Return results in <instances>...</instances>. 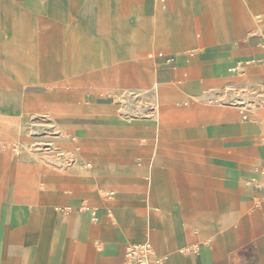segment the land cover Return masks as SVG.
<instances>
[{"label":"rangeland","instance_id":"obj_1","mask_svg":"<svg viewBox=\"0 0 264 264\" xmlns=\"http://www.w3.org/2000/svg\"><path fill=\"white\" fill-rule=\"evenodd\" d=\"M249 2L264 10V0ZM148 10L131 3L88 0L71 18L73 29L64 40L58 34L63 27L49 24L30 28L25 47L13 46V54L0 42V200L9 204L20 191L32 196L34 203L52 197L68 200L65 204L73 210L92 195L107 204L118 199L126 205L125 212H113L107 220L115 216L120 222L125 215L126 221L137 220L136 225L144 230L136 205L138 201L145 206L152 199V168L157 170L158 187L170 201L181 196L176 183L179 189L196 192L201 180L190 172L185 148L195 157L198 149L216 157V149L239 134L216 133L227 124L211 113L233 110V88L225 87L226 82L242 79L246 85L264 89V37L252 35L245 25H241L240 35L231 30L230 22L245 10L238 0H221V4L214 0H152V15ZM140 12L148 13L152 20L140 23ZM159 12L170 19L169 39L164 45L153 38ZM119 17H123V25L117 24L122 21ZM100 38L106 39V46L111 38L122 39L124 57L112 61L105 47L101 65L96 48L101 45L90 41ZM193 45L198 48L192 50ZM142 58L156 66L155 74L143 68ZM238 59L244 69H228ZM217 62L221 72L216 71ZM201 70L203 75L221 73L225 83L212 88V83L201 81ZM154 81L164 88L159 95L163 102L155 91L138 89L150 87ZM124 88L129 91L123 93ZM158 111L169 116L156 133H133L153 128L155 121L148 117ZM128 114L132 133L121 124ZM237 114L238 124L249 121L260 126L255 141L264 142V118L250 121L247 111ZM63 144L73 145L75 160L67 157ZM230 148L225 150H235ZM95 155L107 158L119 186L99 184L114 179L89 171L99 167ZM75 168L89 171L94 178L72 177ZM199 168L200 172L208 170L202 164ZM21 170L29 173L27 181H18ZM249 182L264 185V181L243 180L251 186ZM255 200L258 202V197ZM107 211L104 207L103 213Z\"/></svg>","mask_w":264,"mask_h":264},{"label":"crops","instance_id":"obj_2","mask_svg":"<svg viewBox=\"0 0 264 264\" xmlns=\"http://www.w3.org/2000/svg\"><path fill=\"white\" fill-rule=\"evenodd\" d=\"M87 1L0 0V42L4 41L10 53L13 52V46L23 49L30 28L34 25L42 27L49 24L63 27L58 34L64 40L63 36L73 29L71 18ZM238 1L245 10L240 12L237 20L230 22L231 30L240 35V27L245 25L252 35L260 34L264 37V10L255 4L250 5V0ZM113 2L119 5H142L149 9L148 13L152 15V0ZM218 2L221 4V0H214V4ZM148 13L138 14L140 23L145 24L152 20ZM119 19L122 21L117 24L123 25V17ZM155 20L159 26L153 32V38L159 41L158 44L164 45L169 39V16L159 12L156 13ZM65 26L69 28L67 31ZM48 33L51 34V30ZM111 39L108 40L111 44L107 43V46L103 42L105 38L90 40L101 45L96 47L100 50L101 65L105 63L102 57L105 47L110 50L112 61L124 57L120 52L122 39ZM114 44L118 47L115 48ZM191 48L196 50L198 47L193 45ZM232 54L231 52V58ZM239 60L228 69L235 67ZM141 63L149 73H156L157 68L151 62L142 58ZM165 69L172 73L170 66ZM243 69L242 67L240 70ZM216 71L221 72L219 63ZM220 74L203 75L201 70V81L212 83V88L219 87L225 83ZM226 84L225 87L230 85L235 91V100L230 104L233 110L213 111L211 115L227 124L226 128L218 129L216 133L239 134L233 142L216 149V157L202 149L196 150L195 157L194 153L188 151L189 147L185 148L188 154L185 160L190 172L197 177L196 180H201L194 194L188 189H179L176 183L181 196L178 201H170L158 187L157 170L152 168L149 174V179L152 180V199L148 200L145 206L138 201L136 205L137 219L142 223V230L136 225L137 220L126 221L125 215H120V222L115 216L110 222L107 220L111 217L110 211L116 215L125 212L126 205L120 204L118 199L107 204L92 195L89 200L79 201V205L72 210L65 204L68 200L52 197L42 203H34L32 196H24L18 191L9 204L3 199L0 200V264H120L128 243L145 240H148L157 255L163 258L162 264H264V189L243 184L246 178L264 181V142L259 144L255 141L260 126L249 121L238 124L237 111H247L244 106L247 100H250L242 97V91L239 92L244 85L243 80ZM259 90L264 94V89L259 87ZM162 91L164 88L156 93L159 102H163V98L159 96ZM163 113L158 111V114ZM247 114L250 121L264 118V108L249 110ZM152 116L148 118L153 122L155 120ZM167 122L168 119H165L160 128ZM157 123L155 121L153 128L137 129L133 133H156L160 129ZM121 124L126 132L132 133L131 120H124ZM194 128L196 133V126ZM226 147H233L235 150H225ZM62 148L67 157L73 154L72 144H63ZM103 155H95L99 167L89 171L100 172L114 179L99 184L114 183L119 186L116 182L117 173L108 167V162L105 161L107 158ZM201 164L208 170L200 172ZM82 171L75 168L72 177L83 174ZM29 178L28 172H18L19 182ZM59 178L62 176L59 175ZM181 181L187 182L182 179ZM83 202L87 209L80 211L79 207ZM63 207L67 209L60 211ZM104 207L108 209L106 213H103Z\"/></svg>","mask_w":264,"mask_h":264},{"label":"bare ground","instance_id":"obj_3","mask_svg":"<svg viewBox=\"0 0 264 264\" xmlns=\"http://www.w3.org/2000/svg\"><path fill=\"white\" fill-rule=\"evenodd\" d=\"M255 10V9H254ZM257 10V8H256ZM259 14V13H258ZM253 18V17H252ZM240 64V62H238V65ZM241 66L239 65V70L242 68H240ZM151 84V83H150ZM232 84V83H231ZM160 86H162L160 83L158 82H153L151 84L150 87H145V86H142L140 88H138L139 90H152V91H155L156 93L160 92L162 89L160 88ZM257 86H251L250 84L246 85H242L241 87V90L239 92L242 91V97L243 98H246V99H250V100H247L246 102V105L244 106V109H246L247 111L249 110H256V109H259V108H264V94L262 93V91L259 90V87ZM128 88V87H127ZM127 88H124L122 89L123 93L124 91H129ZM234 90V89H233ZM126 92V93H127ZM234 93L235 91L232 92V101L235 100L234 98ZM209 94H212L211 92H209ZM163 100V99H162ZM243 100V99H242ZM234 104V103H233ZM164 113H165V116H164ZM163 114H156V115H153L152 116V119H154L155 121H157L158 123V127L160 128V125H162L163 121L165 119H168L167 116H169L168 113L164 112ZM125 120L126 121H129L131 120V116L128 114L126 117H125ZM128 124V123H127ZM19 126V125H18ZM129 126V125H128ZM68 157H71L73 160H75V157H77V155L75 154V152L73 151V154L69 155ZM83 174H78L76 175V178L79 180H90V179H93L94 178V174H91L89 171H82ZM110 179L112 180V178L110 177ZM112 212L110 211V216L112 215L111 214Z\"/></svg>","mask_w":264,"mask_h":264},{"label":"built area","instance_id":"obj_4","mask_svg":"<svg viewBox=\"0 0 264 264\" xmlns=\"http://www.w3.org/2000/svg\"><path fill=\"white\" fill-rule=\"evenodd\" d=\"M158 55H162L160 52ZM170 60V59H168ZM240 65V64H239ZM239 65L237 64L231 70L236 71L239 69ZM264 141V135L262 136ZM264 170V166H263ZM252 186L260 189H264V185H261L256 182H249ZM87 209V205L83 202L79 210L84 211ZM163 258L154 250L152 244L148 241L136 242V243H128L125 248L124 256L120 264H162Z\"/></svg>","mask_w":264,"mask_h":264}]
</instances>
